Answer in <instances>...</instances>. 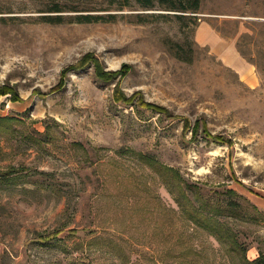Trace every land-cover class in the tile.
Returning a JSON list of instances; mask_svg holds the SVG:
<instances>
[{
    "label": "rangeland",
    "instance_id": "rangeland-1",
    "mask_svg": "<svg viewBox=\"0 0 264 264\" xmlns=\"http://www.w3.org/2000/svg\"><path fill=\"white\" fill-rule=\"evenodd\" d=\"M49 3L0 0V264H264V0Z\"/></svg>",
    "mask_w": 264,
    "mask_h": 264
},
{
    "label": "trees",
    "instance_id": "trees-1",
    "mask_svg": "<svg viewBox=\"0 0 264 264\" xmlns=\"http://www.w3.org/2000/svg\"><path fill=\"white\" fill-rule=\"evenodd\" d=\"M95 0H50V3L47 4L48 6L46 8H43L42 10H39L40 12H44L46 14L41 16V19L43 21L49 22V23H61L64 22V15L62 12H76L74 16H69L67 18L72 21L74 19L78 23H89V22H97V21H112L116 18V14H108V15H102V14H91L92 11H105L108 7H114L118 10H123L127 6L131 5H137L139 9L142 10H164V11H174L176 18H182L183 14L185 12H198L199 10V0H193V4L188 5L186 3V0H105L107 2V6H97L96 2H93ZM90 3H94L90 4ZM86 12V13H82ZM181 13V14H180ZM157 14V16H165L169 13H152ZM150 14L147 12H137L134 14H131V16L135 17L139 22L145 21V18L149 16ZM92 56L91 54H86L81 60L78 61V64L70 65V69L72 68H82L84 67L89 61H91ZM95 71L98 74V76L103 80H110L114 78L117 74H124L125 70L118 71V72H108L103 69V67L100 66L99 62L95 60ZM127 67V66H123ZM9 95L10 101H17L19 96L16 95L15 91L12 88L2 86L0 87V97ZM142 105L153 107L150 104L142 103ZM158 110L163 109L161 107H156ZM5 122H12L11 116H0V127H2ZM192 134L193 138H196L197 135H200L202 138L214 141L218 143H227L228 145H231V142L227 139H225L221 135H214L208 131L206 128V125L202 123L200 120L195 122V124L192 126ZM163 168L165 166H162ZM168 169V167H165ZM17 168H12L10 172L8 173H2L0 176H10L15 175L14 173H18ZM193 210L196 212V209L193 208Z\"/></svg>",
    "mask_w": 264,
    "mask_h": 264
}]
</instances>
